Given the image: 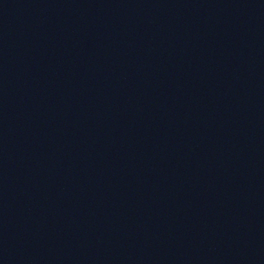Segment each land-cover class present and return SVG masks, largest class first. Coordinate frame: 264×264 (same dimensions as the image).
<instances>
[{"label":"water","instance_id":"95a60500","mask_svg":"<svg viewBox=\"0 0 264 264\" xmlns=\"http://www.w3.org/2000/svg\"><path fill=\"white\" fill-rule=\"evenodd\" d=\"M264 43V0H0V264H86Z\"/></svg>","mask_w":264,"mask_h":264}]
</instances>
